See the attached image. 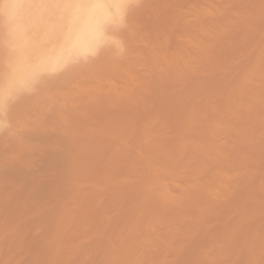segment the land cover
Instances as JSON below:
<instances>
[{
  "label": "bare ground",
  "instance_id": "6f19581e",
  "mask_svg": "<svg viewBox=\"0 0 264 264\" xmlns=\"http://www.w3.org/2000/svg\"><path fill=\"white\" fill-rule=\"evenodd\" d=\"M246 1L248 27L239 33L189 31L170 45L164 33L158 40L135 27L138 54L121 57L124 85L107 76L97 97L72 105L71 124L97 129L70 132L66 159L61 136L32 139L35 156L16 174V190L0 196V264H264V0ZM82 2L89 7L57 39L34 28L18 39L25 55L11 58L15 80L112 41L124 0Z\"/></svg>",
  "mask_w": 264,
  "mask_h": 264
},
{
  "label": "rangeland",
  "instance_id": "374dc122",
  "mask_svg": "<svg viewBox=\"0 0 264 264\" xmlns=\"http://www.w3.org/2000/svg\"><path fill=\"white\" fill-rule=\"evenodd\" d=\"M138 1L140 2V0H138ZM142 1H145V0H141V3L139 4V2H138V6H135V5H137L136 4L137 0H124L122 5H127V7H123V8L121 7V10H120L121 14L119 13V15L117 17V20H118L123 15L122 16L123 22L122 23H114L113 24L112 29L110 31V33H111L110 35L112 37V41L110 40V42L105 47H103L99 52H97L95 54H88V55H85L84 57L80 56L79 58L78 57L77 58H72V59H70L71 61L68 60L63 66H61L59 68H55L56 70L50 69L48 67H43V68L38 69L35 72V74H37V82L35 83L36 86L34 85V87L32 88L31 91H24L18 96L15 104L12 105L11 109L8 112V115H7L6 119L4 120L5 126H4L3 130L0 131V139H1L0 140V153H1L0 154V196L4 192H8L7 190H10L9 188H12V190L15 188V190H16V185H15L16 174H18L21 171H23V169L26 167V165H28L31 162L33 156H35L31 152V147L33 145V142H31V141H33L32 139L34 137H37L38 139L39 138H43V139H46V140L49 139L50 142H52L53 139L55 141H57L58 139L60 140V138L62 137L61 141H60V144L62 143L61 144L62 146H60V150L59 151L63 150V151H65V153L63 152L64 154H61V152H62L61 151L60 152V157H62V159H66V158H69L68 156L71 153V152L68 151V149H69V147H70V145L72 143V141H71L72 139L69 138L70 136H72V135L75 136L76 132H78V131L81 132V131H83V129L85 131L86 128H87L88 132L89 131L92 132L95 129H97L96 125L95 126L94 125H89L88 123L84 124L85 122L83 123L82 122L83 120L80 121L81 119H79V121L82 122L83 124L80 123L79 121L78 122L83 125V126H81L83 128H81L82 130L81 129H76V126L74 127V124L78 123V122H76L77 120L76 121L74 120V122H73L74 124H71L72 121H73L72 120L73 118L72 119L70 118V117L76 118L75 116L71 115L73 113V111H74V107L73 106H75L78 102L79 103H81L82 101L84 102L89 97H95V96L97 97L99 93L98 92H94V91H97V87L96 86L101 81L103 82V80H105L106 79L105 77H107V76H108L107 79L111 78L112 81L115 79L114 81H116V83L118 82L117 84L115 83L116 86L119 85V87L117 86L118 89H120L124 85V83L126 82V79L124 77L125 73H123V71L124 72L126 71V63H125V59L121 60V57L122 58H126V59L129 58L130 60L134 59L136 57V52L138 54V48L135 45L136 44V42H135L136 40L135 39H136V37L138 35H140V30H141V34H146L145 32L148 31L147 34H150L151 36H154L153 35V33H154L155 34L154 37H156L158 40H161V37L163 36L162 39H164L166 37L168 39V42H169L170 45H177L176 37L180 35L179 33L183 34L185 32L187 34H190V33L192 34L193 33L192 35H198V34H200L202 32L208 31L207 29L209 28V31H208L209 33H219L218 31H220V33H221V31H222V33L232 34V33L243 32L242 30L246 31V28L248 27V21L246 20V18L248 19V13H247L248 6H247V1L246 0H245L246 4H245V2H243V0H234V1L233 0H231V1H229V0H226V1L225 0L224 1L223 0H220V1L216 0L215 3H213L214 0L213 1L212 0H204V1L203 0H188V1L185 0V2L187 1L186 3L183 2V0H155V2L159 1L158 4H156L157 2L154 3V1H152V0H150V1L147 0L148 3L146 1H145L146 3H144V2L142 3ZM161 1L163 3H161ZM197 1H199V2H197ZM22 2L27 3L28 0H22ZM176 2H177V4H176ZM206 2H208V3H206ZM231 2H232V4H231ZM129 3H131V4H129ZM159 3H160V5H159ZM191 3L193 5H191ZM209 3L211 5L212 4L213 5L211 6ZM220 3H221V6H220ZM206 4H207V7H205ZM214 4H215V6L217 5V7H213ZM225 4L228 5L227 9H226L227 5H225ZM230 4H231L232 7L230 6ZM132 5H133V7H132ZM144 5H146V7ZM172 5H173V7H172ZM134 6L138 7V10H137V8H134ZM191 6H192V8H191ZM154 7H155V9H154ZM229 7H230V9H229ZM143 8L145 10H143ZM195 8H196V10L197 9L200 10V12L198 11L199 12L198 14H197V11L194 10ZM129 9H130V14H131V12H133L131 14V16L129 14ZM131 9L132 10L135 9V10L132 11ZM177 9H179V11ZM180 9H183V10L185 9V11L187 10L190 13L186 11L188 13L187 14L185 11L180 10ZM208 9H210V10H208ZM206 10H207V12L204 13V11H206ZM212 10H215L214 13L212 12ZM134 11L135 12L137 11L136 12L137 14ZM151 11H152V13H151ZM26 12H27V10L25 11V13H22L21 10H20V16L24 17L26 15ZM206 13H208V14H206ZM22 14H25V15L22 16ZM134 14H136L137 17ZM185 14H186V16H185ZM195 14H196V16H194ZM223 14L227 15L226 17H229L230 20L227 18V20H229V22L228 21H227V23L224 22V21H226V19H225V16ZM159 15H160V17H159ZM164 15L166 16V18H165ZM208 15H210L211 17L210 16L207 17ZM197 16H199V17H197ZM202 16H204V17H202ZM139 17H141V18H139ZM172 17H174V18L172 19ZM145 18H147V19H145ZM167 18H169L171 21L169 19H167ZM193 18H195V19H193ZM205 18L208 20V23H206V24L204 22ZM222 18L224 20H222ZM183 19L186 20V21L188 20V21L185 22V21H183ZM212 19L214 20V22L212 21ZM244 19H245V21H244ZM162 20H164V24H163ZM202 21L204 22V24H202L203 23ZM215 21L218 22V25L215 24L216 23ZM200 22H202V23H200ZM209 22H210V24H209ZM152 23H153V25H152ZM237 23L240 24V25H238ZM139 24H140V26H139ZM146 24L148 25V27H147ZM191 24H193V26H194L193 28H191L192 27ZM149 25H152L151 26L152 27L151 30H150ZM231 25L232 26L233 25L236 26V27L233 26L236 30H234V28L232 29ZM143 26L144 27L146 26L147 28L146 27L144 28ZM184 26H186V27H184ZM226 26L230 27L229 29H231V31H228L229 29H227ZM242 26H243V28H241ZM10 27H14V25H8L7 22L5 21V19L3 17L2 18L0 17V74H3L5 72H8V73L10 72V67H8L7 64H6V62L9 60V48H8L7 43H6V40H7V33L9 31ZM135 27L140 29V30L136 29ZM155 27H157L158 29L157 28L155 29ZM164 27H166L167 29L166 28L164 29ZM238 27H239V29H238ZM128 28H130V29H128ZM142 28H144V29H142ZM215 28L217 30H215ZM126 29H127V33L124 32V31H126ZM211 29H214V31L211 30ZM189 31H190V33H189ZM194 31H197V32H200V33L196 34ZM132 32H133V34H132ZM160 32H162L164 34L161 36L162 33H160ZM176 32L178 34H176ZM158 33H159V35H158ZM128 35H130L131 37L130 36L128 37ZM121 39H123V41ZM169 39H171V40H169ZM128 41H129V43H128ZM124 42H126V43L124 44ZM130 42H131V44H134V46L133 45L131 46ZM121 45H123V46H121ZM113 47H114V49H113ZM122 48H124V49H122ZM131 48H132V50H131ZM104 50H105V52L107 54L105 52H103ZM108 50H110V52L112 50V52L115 54V56H119V57H116L117 60H111V57H108L111 54L110 52H108ZM115 50H116V53H115ZM122 50H123V52H122ZM127 50H129V51H127ZM134 52H135V55H134ZM129 53L131 55H129ZM87 58L89 60H87ZM154 73H156V72L154 71ZM93 75L95 76V78H93L94 77ZM120 75L122 77H120ZM97 76H98V78H97ZM154 76L155 75L153 74V71H152L150 77H151V79H153L152 80L153 82L156 80L157 75H156L155 78H154ZM119 77L122 80H120ZM89 78H91L90 82H89ZM93 79L96 80V81H94ZM98 81H99V83H98ZM39 82L40 83L43 82V83L40 84ZM71 82L75 83V84H72ZM119 82H121V83H119ZM0 83H3V82L0 81ZM78 83H80V84H78ZM37 84H38V86L40 85V87H38ZM69 84H71V85H69ZM92 84L94 85V87L91 86ZM79 85L82 88L81 91L78 90V87H80ZM88 86L91 87L92 90H90ZM41 87H42L43 90L41 89ZM69 91H70V93H69ZM61 92H63V93H61ZM60 93H61V95H60ZM83 94H84V97H83ZM89 94H90V96H87ZM42 96H43V98H42ZM40 97L42 98V100L40 99ZM62 99H64V100H62ZM61 102H63V103H61ZM56 103H57V105H56ZM67 104H68V106L66 107ZM54 105H56V107H58L60 105L61 106L56 108ZM87 109H86V111L89 110V109L88 110ZM15 111H16V113H15ZM50 111H52L54 113L50 114ZM68 112H70V113H68ZM15 114H18V115H15ZM66 116L71 120V122ZM64 118L66 119L65 121H64ZM12 119H14V120L16 119V120L14 121ZM45 119H46V121H45ZM67 119H68V121H67ZM68 122H70V123L68 124ZM55 123L56 124L58 123L57 126H56ZM63 124L66 125V129L71 127V129L74 128L75 130L74 129L73 130H71V129H69V130L67 129L66 130L64 128L65 125H63ZM72 125H73V127H72ZM91 126L92 127L94 126V127L92 128ZM89 127H91V128H89ZM33 130H34V132H33ZM60 130H62V131H60ZM29 131H30V133H29ZM35 131H37L38 133L37 132L35 133ZM84 131H83L84 134H90L87 131H85L86 133ZM11 132H13V133H11ZM22 132H23V134H22ZM40 132H41V134H39ZM70 132H72V135L70 134ZM66 133H69V136L68 135L66 136ZM28 134H31V135L27 136ZM4 135H6V136H4ZM62 135H64L68 139L66 138L67 140L66 139L64 140ZM62 140H63V142L65 141L64 144L66 146H64ZM28 144H29L30 147L28 146ZM4 223H5L4 221L3 222L0 221V230L3 227H5L6 223L5 224Z\"/></svg>",
  "mask_w": 264,
  "mask_h": 264
},
{
  "label": "snow or ice",
  "instance_id": "6c2138e0",
  "mask_svg": "<svg viewBox=\"0 0 264 264\" xmlns=\"http://www.w3.org/2000/svg\"><path fill=\"white\" fill-rule=\"evenodd\" d=\"M87 7L89 5L82 0H28L27 3L22 0H0V17H3L8 25H14L7 33L6 43L9 48L7 66H11V58L25 55L17 41L27 34L29 28L43 30L46 40H55L65 27L71 29L75 24L77 12ZM117 7L123 8L127 5ZM21 9L27 10L26 16H20ZM115 22L122 23V16ZM0 81L3 82L0 83V127H4V120L10 108L22 92L32 90L37 82V74L18 81L10 73L5 72L0 74Z\"/></svg>",
  "mask_w": 264,
  "mask_h": 264
},
{
  "label": "clouds",
  "instance_id": "9594fccd",
  "mask_svg": "<svg viewBox=\"0 0 264 264\" xmlns=\"http://www.w3.org/2000/svg\"><path fill=\"white\" fill-rule=\"evenodd\" d=\"M3 128H4V127H0V131H2V130H3Z\"/></svg>",
  "mask_w": 264,
  "mask_h": 264
}]
</instances>
